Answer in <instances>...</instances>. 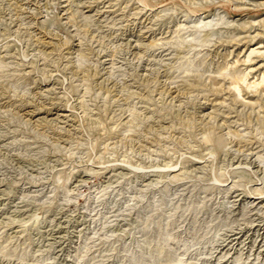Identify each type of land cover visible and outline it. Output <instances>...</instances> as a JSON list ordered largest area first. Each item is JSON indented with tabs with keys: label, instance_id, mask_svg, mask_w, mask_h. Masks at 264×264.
Returning a JSON list of instances; mask_svg holds the SVG:
<instances>
[{
	"label": "rangeland",
	"instance_id": "1",
	"mask_svg": "<svg viewBox=\"0 0 264 264\" xmlns=\"http://www.w3.org/2000/svg\"><path fill=\"white\" fill-rule=\"evenodd\" d=\"M0 264H264V0H0Z\"/></svg>",
	"mask_w": 264,
	"mask_h": 264
}]
</instances>
